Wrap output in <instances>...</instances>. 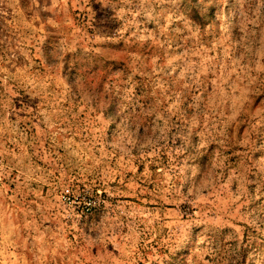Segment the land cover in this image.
<instances>
[{"label":"rangeland","instance_id":"obj_1","mask_svg":"<svg viewBox=\"0 0 264 264\" xmlns=\"http://www.w3.org/2000/svg\"><path fill=\"white\" fill-rule=\"evenodd\" d=\"M0 264H264V0H0Z\"/></svg>","mask_w":264,"mask_h":264},{"label":"built area","instance_id":"obj_2","mask_svg":"<svg viewBox=\"0 0 264 264\" xmlns=\"http://www.w3.org/2000/svg\"><path fill=\"white\" fill-rule=\"evenodd\" d=\"M64 197H65V198H69V197H70V189H69V188H67V189L65 190V192H64Z\"/></svg>","mask_w":264,"mask_h":264}]
</instances>
